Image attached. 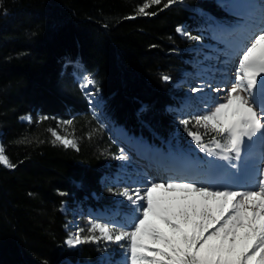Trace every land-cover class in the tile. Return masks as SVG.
<instances>
[{"label":"trees","instance_id":"obj_1","mask_svg":"<svg viewBox=\"0 0 264 264\" xmlns=\"http://www.w3.org/2000/svg\"><path fill=\"white\" fill-rule=\"evenodd\" d=\"M143 2L0 0V136L15 165L0 164V264H97L92 244H66L63 207L113 214L104 186L120 147L91 112L77 64L92 73L104 113L131 144L189 167L216 166L178 130L191 108L180 105L195 86L196 44L176 29L221 30L226 11L218 0H183L137 15ZM49 129L75 138L79 150L53 143Z\"/></svg>","mask_w":264,"mask_h":264},{"label":"snow or ice","instance_id":"obj_2","mask_svg":"<svg viewBox=\"0 0 264 264\" xmlns=\"http://www.w3.org/2000/svg\"><path fill=\"white\" fill-rule=\"evenodd\" d=\"M182 2L144 0L136 14L155 16L151 8L163 10ZM176 31L189 39H200L182 28ZM235 55L239 60L231 83L216 87L207 84L212 92L224 95L206 104L201 114L179 121L200 151L224 162L216 167L226 180L202 183L170 178L117 188L115 195L127 201L128 218L123 222L89 219L86 228H77L70 235L66 241L69 247L87 243L103 245L107 250L116 245L124 251L125 264H264V155L258 158V167L249 166L254 156L250 146L264 143V27H257ZM162 79L171 78L165 75ZM95 84L86 75L81 88ZM204 87L191 91L200 93ZM22 119L31 122L32 117ZM63 123L72 125L73 120ZM49 132L53 143L79 150L75 138L57 129ZM115 159L125 161L128 156L122 149ZM0 164L15 167L3 146ZM253 171L258 172L259 179L249 185L246 181Z\"/></svg>","mask_w":264,"mask_h":264},{"label":"rangeland","instance_id":"obj_3","mask_svg":"<svg viewBox=\"0 0 264 264\" xmlns=\"http://www.w3.org/2000/svg\"><path fill=\"white\" fill-rule=\"evenodd\" d=\"M218 1L220 6L225 9L227 15L223 18V20H220L223 25V29L221 31H214L209 28V31H206L203 35H198L200 37L199 40H194L197 50L195 51L192 59L194 63V76L193 78H190V82L192 81L195 83V86L187 88L192 95L190 98L191 108L188 109L187 112L185 111L178 116L179 121L181 119L188 118L191 115L201 114L206 104H211L217 95H224V93L217 94L212 92L211 89L207 87V84H212L213 87H216L231 83L234 77L236 64L239 60V56L235 55V53L238 52L239 48L245 45L248 37L257 27H264V0ZM228 17L230 20H228ZM73 75L78 80L80 85L83 83V77L86 75L94 79L91 72L82 64H77L76 69L73 71ZM201 85L205 86L203 92L193 93L191 91L192 88L199 87ZM83 91L90 102L91 98L88 93H94L96 95V102H91V107L94 113H100L98 107H100L101 95L96 84L95 86H89L88 88L83 89ZM93 107L96 108L93 109ZM27 116L31 115H25L23 117ZM22 120L28 121L26 119ZM108 127L109 129H112L113 133H115L113 134L114 136L119 135L120 132L117 127H112L111 125H108ZM178 130L185 131V128L179 123ZM201 131H203V129H201ZM181 133L182 136L185 135L184 132ZM116 142L120 147L118 155L121 154V150L123 149V152L128 156V159L125 161L118 160L116 173L108 178V184L104 186L107 191H109L110 188L113 189V191H109V193L111 197V204L115 208L116 213L115 216L110 219H99L102 222H123L128 218L126 215L128 212L127 201L122 197L115 195L117 188L143 186L148 180H168L170 178L196 179L202 183L214 180L223 182L226 180V177H224L221 170L214 167H211V169L207 170L206 173L195 172L194 174H185L184 171H179L175 168L165 169V165L161 167L165 170H147L142 165L137 155L138 152L136 153L134 148L126 144L123 140L118 139ZM0 146H2L1 136ZM193 149L195 150L196 147H193ZM250 151L254 154V156L253 159L249 161V166L254 168L257 164L258 167V158L261 155H264V143H257L256 145L250 146ZM206 156L210 158V156ZM223 164V161L217 160L216 165ZM192 171L197 170L195 169ZM216 173L219 174V176H214ZM258 179V172L253 171L251 179L246 182L249 185H255L258 182ZM63 211L67 214L68 223L70 222V225L71 223H74L73 217L74 215L76 216V223L73 224V226H76L75 229H72L71 233H69V237L77 230V228H86L87 221L89 219H98L91 217L89 213L82 214V210L80 208L64 206ZM78 215L80 216V220L77 218ZM116 216L117 218H115ZM92 245L96 247L98 252V264H125L126 258L124 251L116 245L108 246L107 250H105L103 245Z\"/></svg>","mask_w":264,"mask_h":264},{"label":"bare ground","instance_id":"obj_4","mask_svg":"<svg viewBox=\"0 0 264 264\" xmlns=\"http://www.w3.org/2000/svg\"><path fill=\"white\" fill-rule=\"evenodd\" d=\"M92 74V73H91ZM90 98H91V102L92 103H95L96 102V95L94 93H92V95H90ZM90 102V103H91ZM99 106V105H98Z\"/></svg>","mask_w":264,"mask_h":264}]
</instances>
